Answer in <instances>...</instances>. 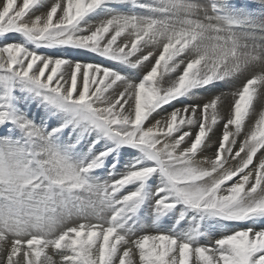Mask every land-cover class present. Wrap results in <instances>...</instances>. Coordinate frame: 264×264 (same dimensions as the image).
<instances>
[{
	"label": "rangeland",
	"instance_id": "1",
	"mask_svg": "<svg viewBox=\"0 0 264 264\" xmlns=\"http://www.w3.org/2000/svg\"><path fill=\"white\" fill-rule=\"evenodd\" d=\"M48 1L43 6L42 0H0V52L10 63L0 64V199H18L34 214H53L60 219L53 229L58 231L48 236L16 231L18 221L0 220V243L12 256L22 255L15 248L28 238L39 237L59 251L66 245L59 236L68 231L80 248L79 264H107V257L117 258L120 246L126 249L116 264H261L251 258L250 236L258 231L248 223L264 219V159L239 177L238 186L227 187L224 181L238 155L223 156L224 166L218 168L220 159L204 151L205 141L173 135L176 119H184L191 135L196 117L187 110L162 109L186 94L203 92L212 82L229 79V74L211 76L207 84L189 83L188 89L172 96L149 75L147 81L156 92L150 104L149 86L138 83V75L151 57L143 56L133 65L117 40L89 24L103 13L108 21L120 18L124 2L136 1L141 8L152 6L166 15L194 6L207 13L214 27L208 6L189 0H89L94 4L79 15L75 10L86 0ZM182 49L208 59L215 54L190 36L183 39ZM164 54L152 52L159 65ZM215 56L230 61L234 70L264 65L263 57L241 47ZM93 63L110 75L100 81L90 71ZM123 82L132 92L117 91ZM244 90L241 117L250 105ZM127 94L135 103L131 109L115 101ZM117 164H124V170H113ZM38 194L39 201L28 200ZM228 226L237 227L230 234L234 239L219 233ZM96 237L119 244L118 249L109 252L105 245L92 243ZM224 239L235 241L228 246L230 257L216 247ZM165 243L171 247L161 248ZM172 246L180 248L171 254Z\"/></svg>",
	"mask_w": 264,
	"mask_h": 264
},
{
	"label": "bare ground",
	"instance_id": "2",
	"mask_svg": "<svg viewBox=\"0 0 264 264\" xmlns=\"http://www.w3.org/2000/svg\"><path fill=\"white\" fill-rule=\"evenodd\" d=\"M54 1L55 0H49L48 4L50 5ZM96 1L97 0H94L95 4ZM227 1L228 0H189V3L208 6V11L212 13V18H214L217 23L214 27L211 26L212 20H210L207 13L196 9L194 6L186 8L184 11L175 15H166L152 6L149 8L143 6V8H141L137 6L136 1H133L134 3L132 1L124 2V13L120 18L110 19L108 21L105 17V13H103L102 17L100 16L101 18L98 19V22L90 21L89 24L94 28L97 26L101 27L100 31L104 28L109 40H117L116 42L120 45L119 48L122 50L123 56L126 59H129L128 61L133 65H135L136 61L143 56L151 57V61L143 65L138 75V79L140 80L138 83L142 86L145 84L149 86L148 95L150 96V104L154 100L153 95L156 92L151 85V80L147 81L149 75H153L156 80L158 79V87L172 96L179 91L188 89L190 86L189 83L199 82L200 84H207L211 76L219 77L224 75L225 77V75L229 74V79L224 80L221 83L217 80L214 84L211 81L212 84L210 83V85L203 88V92H196L191 95L186 94L183 99L174 101L172 107L162 108L170 110V113L172 109L176 111L175 113H183L185 112L184 110H187V114L196 117V123L191 135L189 134V129L187 128L188 125L184 119L182 121L176 119L178 125L176 126L173 135L177 138L186 136L190 140L200 138V140L205 141V144L203 145L204 151L207 153H213L212 157L220 159L216 163L219 165L218 168L224 166L225 158L223 156L230 158L238 155L236 157L235 168L233 169L232 174L224 181V184H227L228 187L230 183H232L230 186H238L240 183L238 180L239 177L247 171H253L260 162V159H264V65L261 64L259 57L252 56L254 59H259L261 65L255 66L251 70L249 69L250 67L234 70L230 61L220 60L215 55L216 53L220 54L223 51H227L230 48L239 49L241 47L242 49L248 50L257 56L264 58V42L250 38L246 31L230 28L227 21L217 14L216 9L224 8ZM253 1L258 8V18L264 22V0ZM94 2H89V0L84 1V5L82 7L80 6L75 12L80 15L82 10L88 9V7L91 4H94ZM42 3L43 6L44 4H47L46 0H42ZM129 7H134V9L130 10ZM95 19H97V17ZM189 36L191 38H196V40L198 39V43L202 46L203 50L208 49L212 54H215L209 56L208 59L200 53H195V50L191 51L182 49L183 39L189 38ZM152 52H154L155 55L159 53L163 54V52L165 53L160 65L159 61L155 59V56H152ZM247 55L250 54L247 53L246 56ZM166 56H168V58ZM0 64L10 65L2 52H0ZM90 71L92 75L98 77L100 81L106 75H110L109 72L104 73V70L96 63L91 65ZM244 86H247L246 89ZM243 90L248 94L246 96L250 97V105L241 117L239 113L241 112L240 109L242 107L241 100ZM117 91L124 93L132 92V90H129V85L124 82L121 85H117ZM125 96L124 99H116L115 101H117L119 105H123L127 108H130V106L135 107L133 97L129 94ZM139 108L142 109V111L145 110L144 106H139ZM162 112L163 111L160 110L154 113L155 120H158V117ZM97 147L98 145L92 149V153L95 152ZM227 152L228 155H226ZM113 170L123 171L124 164L114 165ZM66 187L68 188V186ZM160 194L165 197L170 196L166 190H162ZM39 198L40 194H38L37 198H29L28 200L34 202L39 201ZM10 199H0V220H11L12 222L18 221V225L12 223L15 230L20 228L24 229L20 231L25 232L26 230V232L30 231L32 234L34 231V234L35 232H38L41 235L46 234L48 236L52 231H58L57 229H53L58 225L59 218L53 214L47 215V212L45 214H43L44 212L40 214V210H37L34 214L30 209L24 208V205L22 203L20 204L18 199ZM94 199H97L96 196ZM41 200L46 202L45 196H43ZM100 200L101 199H99V201ZM248 225L249 228L258 231L256 234L253 232L250 236L251 243L254 245L251 249V258H253L254 261L264 264V219L252 220ZM43 227H46L45 232L41 230ZM10 231H12V229ZM236 232L237 227L228 226L225 229H221L219 233H225V235L229 237L230 234H235ZM0 235L3 234L1 233ZM230 236H233V239L235 238L234 235ZM9 237L11 238V236ZM59 238V240L66 242V245L59 248V251L50 246L48 247L39 237L36 239L28 238L29 240H27V242H23L22 245L15 248L16 250L21 251L22 255L13 256L9 252L11 250H8V247L5 246L6 244L0 243L1 246H5L2 247V249L0 248V264H9V262H12V264L81 263L80 260L78 261L80 248L74 244L76 243V241L73 240L74 237H71V234L68 231H63ZM95 239H97V242H93L94 239H92V243L95 244L99 242L98 244L101 246L105 245L109 252L112 250L115 252V249L119 248L116 250L118 259L120 253L123 254L126 249L123 248V246L117 248V245H119L117 243H115V245H110L107 241H104L103 239L102 241L100 237H96ZM233 239L227 241L224 239L223 243L217 244L216 247L222 249L221 251L230 257L233 252L230 251L228 246L232 242H235ZM170 247L169 244L165 243L161 248L169 249ZM179 248L180 247L176 246V249ZM176 249L175 246H172L171 254L176 253ZM188 249L191 250L190 248ZM2 250H5V252ZM132 254L130 252L126 253V255L129 256ZM117 258L114 257V260H112L111 257H109V259L107 257L105 263L107 261V264H113V262L116 264L115 259Z\"/></svg>",
	"mask_w": 264,
	"mask_h": 264
}]
</instances>
